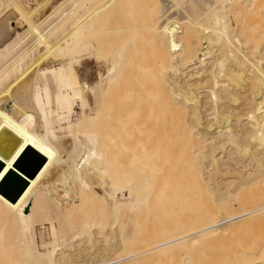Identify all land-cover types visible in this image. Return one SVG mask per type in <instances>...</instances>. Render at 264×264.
I'll use <instances>...</instances> for the list:
<instances>
[{"label": "bare ground", "instance_id": "6f19581e", "mask_svg": "<svg viewBox=\"0 0 264 264\" xmlns=\"http://www.w3.org/2000/svg\"><path fill=\"white\" fill-rule=\"evenodd\" d=\"M19 1L0 0V134L3 130L7 131L0 136V150L10 147L17 140L8 157L0 155L5 161L14 156L12 161L6 163L0 159V264H138V259L154 255L157 257L153 259L174 255L178 257L174 259L177 264H191V257L196 260L192 250L200 252L201 248L206 253L212 251L215 246L212 250L210 246L208 251L201 245L211 240L215 244L218 238L227 237L229 229L236 227L241 231L248 226H257V232L264 233V218L260 219L264 216V0H190L193 3L190 14L182 11L185 9L184 2L176 0H61L50 5L49 14L41 18L42 9L36 8L49 5L51 0H38L34 8L30 0H26L25 4ZM104 8L110 11L109 14L104 13L109 15L110 22H114L111 24H116L114 28L105 29L104 33L118 35L119 38L122 35L121 44L118 43L120 45L115 51L110 52L118 62L115 64L103 62L102 46L97 41L104 31L102 24L105 21L102 20L99 25ZM14 17L23 20V33L12 34L10 23ZM99 27H102V33ZM140 32L142 35L148 32V37L152 36L155 42L156 48L152 47L156 49V54L152 56L154 65L152 61L150 63L157 71V83L161 85L155 84V87L162 88L159 97L163 95L167 103L166 106L158 105L162 108L165 106L169 114L172 136L168 144H173L178 151L177 160L174 158L175 151H172L174 148L170 147L172 158L176 163L180 160L179 164H184L182 167L179 165L180 171L183 168L181 173H184V180L181 174L183 181L179 179L176 170L177 173L174 172L181 181L177 180L178 186L173 185L177 188L170 186L172 190L176 189L175 194H170L172 200L174 197V203L168 196L171 192H168L169 187L166 190L168 193H161L163 196L168 194L173 204H166L173 208L169 210L168 205L162 202L161 205L167 211L176 209L173 212L177 218L170 215L176 219L175 223L182 219L186 222L185 225L182 222L184 228L180 225L174 228L173 222V229L167 227L168 232L165 227L166 230H156L155 234L147 233L143 238L144 243L141 241L143 245L130 249L125 243L126 211L142 206V191L150 189H143V183L148 179L143 182V178L154 174L151 173L153 165L148 166L150 169L146 166L150 175L146 174L147 168L143 170L139 166L142 168L140 172L145 171L142 178L140 174L143 173L136 169L141 161H137L136 157L129 159L139 162L132 167L135 169L130 170L131 173H126L128 165L125 164L128 161L123 162L126 160L127 138L134 135L129 134L133 130L126 132L128 128H124L126 118L145 110H140V107L145 105L147 108L144 103L155 91L152 86V92L148 88L151 93L147 92V88L142 91L135 85L137 78L133 85L127 84L129 78L126 85H119L120 81L123 82L120 79L125 77L122 75L125 68L121 73L122 63L125 64L127 57L132 54L136 56L137 51L141 50L138 49L140 43L137 38ZM141 43L145 46V42ZM146 52L144 55L148 52L152 55L151 50ZM144 55L141 57L144 58ZM93 63H97L94 66L96 69L92 68ZM101 63L106 64L105 70L100 67ZM128 65L126 67L130 69L133 64ZM92 74L97 76L95 83H90ZM49 82L56 86L55 90H51ZM83 93L92 99L93 112L73 123L67 122L65 115L73 112L72 100ZM157 93H160L159 88ZM153 101H149V104H153ZM160 102L164 101L161 99ZM154 107L155 112L160 108L156 106L158 109L155 110ZM146 114L149 115L148 112ZM98 127L101 128L98 130ZM97 148L102 149L103 154L97 152ZM30 151L43 158L40 168L32 177L26 172V168L36 162L30 156ZM174 159L169 161L173 162L172 165L168 163L170 170L172 166H175L174 169L178 166ZM229 163L236 166V178L240 181L234 192H229L231 181L227 182L224 178L230 171L227 168ZM154 171L157 173L158 170ZM105 174L108 176L106 180L102 177ZM14 177L19 179L18 182ZM94 178L99 181L100 178L104 179L93 182ZM167 180L163 182L165 186L170 185ZM172 181L174 183L176 179ZM23 182L25 185L21 192L12 201ZM148 182L144 183V187ZM9 184L13 185L12 190L6 188ZM245 184L249 185L246 187ZM96 188L101 192H97ZM157 199L156 196L150 199L154 204L152 209ZM226 204L231 209L228 206L220 208ZM95 205L101 210L99 217L94 215L95 209L92 210ZM91 210L94 216H91ZM184 210L186 213L182 216ZM158 212L161 213L160 210ZM179 215L182 216L180 219ZM162 216L165 218L167 215ZM164 220L171 221L172 218ZM180 222L177 221L178 224ZM155 224L149 226L150 229ZM36 227L39 229L38 240ZM260 227L263 228L262 232ZM250 235L247 238L252 239ZM259 237L262 241L264 236ZM247 240L245 243L241 240L237 249L232 247L235 251L233 254L230 252L231 261V254L229 257L226 255L225 264H255L253 261L258 257L260 259L259 246H263V242L256 244L258 239H253L257 245V248H253L252 241ZM95 243H115L126 248L121 258L107 260L103 256L102 259L95 258V262L91 258L93 255L87 253L83 255L84 259L78 261L77 253L71 250L72 247L79 248L83 244L92 246ZM187 243L191 244L190 248ZM200 253V257L203 256L204 252ZM258 260L256 263H259Z\"/></svg>", "mask_w": 264, "mask_h": 264}, {"label": "rangeland", "instance_id": "374dc122", "mask_svg": "<svg viewBox=\"0 0 264 264\" xmlns=\"http://www.w3.org/2000/svg\"><path fill=\"white\" fill-rule=\"evenodd\" d=\"M59 1H61V0H51V2H50V4L49 5H44L43 6V8L41 7V5H40V7L38 8H36V9H40V11H41V9H42V15L40 16V18L41 17H43L44 15H46V14H49V12H50V5H52V4H54V3H58ZM176 1H180V2H184V6H185V9H183L182 11L184 12V13H188V14H190L191 13V8L193 7V3H191V1L190 0H188V2H187V0H176ZM186 1V2H185ZM21 4H25V2H26V0H20L19 1ZM32 5H31V7L32 8H34L35 6H36V3L38 2V0H30L29 1ZM53 2V3H52ZM46 6V7H45ZM49 8V9H48ZM180 8V7H179ZM187 9V10H186ZM44 10V11H43ZM104 10H106V11H104ZM108 10V8H104L103 9V12H101L102 13V15L100 16L101 18L99 19V25L101 26V22H103V21H105V22H103V24H102V27H99L100 28V31H101V33H102V29L104 30L103 31V34H100L99 35V39H97V41H99V43H100V45L102 46L101 47V54L103 55V62L105 63L106 62V64H115V63H118L117 62V60H114V58L112 57V53H110V52H113V51H115V48L116 47H118V45H120L121 44V39L120 38H122V35H119L120 36V38L118 37V35H112V34H108V33H104V32H106V30H108L109 28H112V26H113V28H114V25L116 26V24H111V22H110V20H109V15L108 16H106L107 14H109L110 13V11H107ZM107 12V14H105V13ZM18 18V17H17ZM103 20V21H102ZM109 20V21H108ZM11 22L12 23H10V26L13 28V31H12V34L13 33H16V32H19V33H23V31L25 30V25H24V23H23V20L20 18V19H16V17H14V19L12 18L11 19ZM107 22H109V23H107ZM108 25H107V24ZM112 23H114V22H112ZM107 26H106V25ZM109 24H111V25H109ZM102 28V29H101ZM108 28V29H107ZM106 29V30H105ZM108 32V31H107ZM144 32V31H143ZM108 34V35H107ZM107 35V36H106ZM110 35V36H109ZM139 37H138V36ZM136 36H137V38H138V41H139V50L140 51H137V53H136V56H134L135 54H132V55H128L129 57H127V55H126V62H124L125 64H123L122 63V69H121V73H122V71H123V69L125 68V71H123L124 73H122V75L124 76L125 75V77H124V79H123V77L120 79V80H122L123 82H121L120 80V84L119 85H122V84H125L126 83V79L127 78H129L128 79V81H127V84L128 83H131L132 85L133 84H135L137 87H140V88H142V91L144 90L145 91V89L147 88V90H148V88L151 90V92H152V88L154 89L155 88V91H156V88H157V92H158V88H159V92L160 93H157L156 92V94H159V95H156L155 94V91H154V95H156V97H158L157 99L155 98V96L154 95H150V97H149V100H148V102H146V103H144V104H146V107L147 108H145V105L144 106H142V107H140V110H143V109H145L146 110V112H148L149 113V115L148 114H146V112H144L143 113V111H145V110H143V111H139V114H137V115H134L133 117L131 116V117H128V118H126V124H128V126L127 127H125V125H124V128H128L127 130L128 131H126V132H129V131H131V130H133L132 132H129V134H134L133 136H134V138L133 139H131L132 137L129 135V137H131V138H127V143H126V145L128 144V145H130L129 147H128V145L126 146L125 145V152H127L126 153V160H123V162L125 163L126 161H128V163H131V164H128L127 162H126V166L128 165V168L126 167V173H131L134 169H132V167L134 166H136V165H138L139 164V162H137L139 159V161H141V164H139L137 167H136V169L140 166V167H143V170L145 169V168H147L149 165H150V167H151V165H155L157 162H158V164L156 165V166H154V168H153V166L151 167V173L153 172L154 174H151L150 175V172H149V169L147 168V169H145V170H147L146 172V174H148V175H150L151 176V179H150V176L149 177H147L146 175L144 176V172H140V170L142 171V168L140 169V168H138V172H140V173H143V175L142 174H140V173H138V174H140V176L143 178V176L144 177H146V178H143L144 180H143V182L147 179V181H149L148 183H147V187H144V186H146L145 184H146V182H142L143 183V189H148V188H150L149 189V191L147 190V192L148 193H150V194H148L146 191H144V193H143V191H142V194H144L143 196H142V194H141V196L143 197H141V201H142V203H141V205L142 206H137L139 209H141V211L140 210H138V208L136 209V208H134V210L133 209H128L127 211H126V216H127V224H126V228H127V230H126V239H125V243H126V245L127 246H129V248L130 249H137V248H139L141 245H143V238H144V235H146L147 233L148 234H150V235H152L151 234V232H153V234H155V233H157L156 232V230H166V228L167 227H169V228H171V229H173V226H172V224H174L175 222V220L173 219V216L171 217L170 215H174L175 217H176V214H174V212L176 211V209H175V211L174 210H171V211H169L170 210V207H171V205L169 206L168 204H169V202H170V200H172V193L173 194H175V192L176 191H174V189L172 190L171 188L172 187H176L177 188V186H178V184H177V180H178V178L180 177V174H181V177L183 178V176H184V173L182 172L181 173V171H182V169H181V171L179 170V165H180V167H182L184 164H179V162H180V160L179 161H177V163H176V161H175V159H177V155H176V153L178 152V151H176V148L175 147H173L172 145L170 146L168 143L169 142H171L170 141V137L172 136L171 135V132H170V130H169V123H170V120H169V114H167L166 112H167V110H166V104L167 103H165V98L163 97V95H162V97H159V96H161L160 94H162V88H161V90H160V87H161V85H159V83H157L158 81H157V79H159V78H157V71L153 68L154 66V61H153V59H154V57H152V56H154V51H156V49H154V48H152V47H154L155 46V42H154V40H153V37L151 36V37H148V36H150L149 35V33L148 32H145V33H143V35H142V33L140 32V33H138ZM141 35V36H140ZM103 36H105V37H103ZM109 36V37H108ZM112 36V37H111ZM143 36V37H142ZM146 37V38H145ZM109 40H112V41H109ZM116 40H115V39ZM120 40H119V39ZM149 38V39H148ZM152 38V41H150V39ZM107 39V40H106ZM142 39H144L143 41H142ZM148 39V40H147ZM27 41H28V39H27ZM96 41V42H97ZM146 41H148V42H146ZM150 41V42H149ZM105 42V43H104ZM110 42V43H109ZM117 44H116V43ZM141 42H145L143 45H145V46H142L141 44ZM154 42V43H153ZM106 43H107V45H106ZM114 44V46H113V44ZM118 43H120V44H118ZM123 43V42H122ZM150 44V45H149ZM153 44V46H151ZM148 45V46H147ZM113 46V47H112ZM112 47V48H111ZM145 47V48H144ZM146 47L148 48V49H146ZM151 47V48H150ZM103 48V49H102ZM144 50H143V49ZM155 48H156V46H155ZM110 49V50H109ZM151 50V52H152V55H151V53L150 52H148V54L147 55H144L145 54V52H146V50L147 51H150ZM152 49H153V51H152ZM109 50V51H108ZM145 51V52H144ZM106 52V53H105ZM140 52V53H139ZM141 52L143 53V55L145 56L144 58H142L141 56H143L142 54H141ZM147 53V52H146ZM108 54V55H107ZM156 54V53H155ZM112 57V59H111V57ZM136 57V58H135ZM141 57V58H140ZM147 57H148V59H147ZM130 58V59H129ZM107 59V60H106ZM130 61H129V60ZM152 59V60H151ZM133 60V61H132ZM143 60V61H142ZM132 61V62H131ZM135 61V62H134ZM140 63H139V62ZM148 63V65H147V63ZM153 63H152V62ZM107 62H110V63H107ZM113 62V63H112ZM153 64H151V63ZM95 63V62H94ZM92 64L91 66H92V68L94 69L95 67V65L97 66V63L96 64ZM104 63L102 64H100V67L101 68H104L103 70H105V65H104ZM130 65V64H133V65H130V69L128 70L127 69V65L128 64ZM146 63V64H145ZM136 64V65H135ZM138 64V65H137ZM139 64H140V66H139ZM151 64V65H150ZM128 65V66H129ZM90 66V67H91ZM142 66V67H141ZM136 68V69H134V68ZM137 67L139 68L138 69V71H137ZM132 68V69H131ZM142 68H144L143 70H142ZM150 68V69H149ZM96 69V68H95ZM127 69V70H126ZM135 71V75H136V77H134L135 75H133V73H134V71ZM140 70V71H139ZM156 71V72H155ZM93 72H94V70H93ZM144 72V73H143ZM151 72V73H150ZM137 73V74H136ZM148 74V75H146V74ZM131 75H133V76H131ZM137 75H138V77H137ZM127 76H129V77H127ZM149 76V77H148ZM154 77V78H153ZM156 77V78H155ZM137 78V79H136ZM139 78V79H138ZM92 79V80H91ZM91 79H90V83H95V82H97V76H95V75H93L92 74V77H91ZM131 79H133L134 81H132ZM135 79H136V82H135ZM141 79H142V81H141ZM129 80H131V82L129 81ZM137 80H139V82H141V83H139ZM148 81V82H147ZM155 81V82H154ZM160 81V80H159ZM133 82V83H132ZM135 82V83H134ZM146 82H147V84H146ZM122 83V84H121ZM143 84V85H142ZM155 84L158 86H160V87H155ZM54 84L52 83V82H49L48 83V86L49 87H51V90H55V88H56V86H53ZM126 85V84H125ZM128 85H130V84H128ZM141 85V86H140ZM144 86V87H143ZM151 86H152V88H151ZM146 90V91H147ZM147 92H149V90L147 91ZM151 92H149V93H151ZM153 94V93H152ZM81 95V96H80ZM77 98H74L73 100H72V103H73V101H74V103H73V112L71 113V114H66L65 116V118H66V121L67 122H69V123H73V122H75V121H77V120H80L81 118H83V117H88L93 111V101H92V99L91 98H89V97H87V96H85V94L83 93V94H80ZM152 99V100H151ZM158 99H160L159 101H158ZM161 99L164 101V102H160L161 101ZM81 100V101H80ZM154 100V101H153ZM149 101H153L154 103L152 104L151 102H150V104H149ZM157 101V102H156ZM165 103V104H164ZM147 104H148V106H147ZM158 104H163V105H165L163 108H162V106H160V105H158ZM151 105H152V107H151ZM155 106V107H154ZM159 108V110H161V112L158 110H156V109H158L157 107ZM153 107H154V109L156 110V112L153 110ZM142 108V109H141ZM148 108H150V110L148 111ZM152 109V110H151ZM163 110V111H162ZM152 111V112H151ZM163 112H165V113H163ZM141 113V114H140ZM156 113V114H155ZM75 114V115H74ZM151 114H153V116H152V119H151ZM162 114H165L166 116L164 117V115H162ZM139 115V116H138ZM155 115H157L156 116V118L158 117V120H159V122L161 123V121H163L164 119V121L166 122V121H169V122H162L161 123V128H159L160 126V123L158 122V120L154 117ZM160 115V116H159ZM141 116V117H140ZM148 116V117H147ZM136 117V118H135ZM140 117V118H139ZM164 117V118H163ZM129 118H132L131 120L129 119ZM136 120H135V119ZM161 118H163V119H161ZM68 119V120H67ZM156 120V122H155V120ZM134 120V121H133ZM132 121V122H131ZM153 121H154V124H153ZM130 122V123H129ZM159 123V124H158ZM62 124H63V121H62ZM165 124V125H164ZM167 124H168V126H167ZM136 125V126H135ZM158 125V126H157ZM131 126V127H130ZM132 126H134L133 127V129H132ZM102 127V126H101ZM101 127H98V130L101 128ZM130 128V129H129ZM126 129H124V130H126ZM160 129V130H159ZM102 130V129H101ZM135 130H137L136 132H135ZM162 130H164L162 133H161V131ZM4 132H7V131H5V130H3V132L0 134V136L1 135H3L4 134ZM169 132H170V136H168L169 135ZM168 133V134H167ZM139 134V135H138ZM159 134V135H158ZM167 135V136H166ZM159 136H161V137H159ZM165 136H166V138H165ZM158 137V138H157ZM164 137V138H163ZM163 138V141L161 142V139ZM135 139V140H134ZM138 139V140H137ZM156 139V140H155ZM159 139V140H158ZM164 139L166 140V141H164ZM130 140V141H129ZM134 142H133V141ZM137 140V141H136ZM171 140L173 141V138H171ZM136 141V142H135ZM169 141V142H168ZM128 142H131V143H133L132 145L131 144H129ZM156 143V144H155ZM164 144V145H163ZM135 145H137V146H135ZM154 148H153V147ZM169 146V147H168ZM159 147V148H158ZM166 147H168L167 149H166ZM170 147H172V148H174V149H172V151L174 152L175 151V153H174V158H172L173 157V155L171 154V153H173L172 151H170ZM99 148H97V152H99V153H101V154H103V152H102V149H101V151L100 150H98ZM162 149H164V150H162ZM165 150H166V152H165ZM170 152H169V151ZM17 152V151H16ZM124 152V153H125ZM134 153H136V154H134ZM138 153V154H137ZM16 154V153H15ZM14 154V155H15ZM132 154H133V156H132ZM154 154H156L155 155V158H154ZM171 154V155H170ZM135 155V156H134ZM170 155V156H169ZM151 156H152V159H151ZM157 156V157H156ZM169 156V157H168ZM14 157V156H13ZM13 157L9 160V161H5L3 158H1L0 157V159L3 161V162H10V161H12L13 160ZM131 157V158H130ZM133 157H136V160H129V159H134ZM137 157H138V159H137ZM169 159H167V158ZM171 158V159H170ZM124 159H125V155H124ZM128 159V160H127ZM147 159H149L150 160V162H149V160H147ZM173 159H174V162H175V165H177L178 164V166L176 167V169H174V167L172 166V169L170 170V168H171V166H169V164L168 163H171V162H169L170 160L171 161H173ZM152 160V161H151ZM178 160V159H177ZM157 161V162H156ZM163 163H162V162ZM181 161H183V160H181ZM133 162V163H132ZM152 162V163H151ZM156 162V163H155ZM166 162V163H165ZM135 163H138V164H136L135 165ZM147 163H149V164H147ZM151 163V164H150ZM161 163V164H160ZM173 163V162H172ZM172 163L170 164V165H172ZM160 164V166H158ZM130 165V166H129ZM132 165V166H131ZM143 165V166H142ZM182 165V166H181ZM102 166V165H101ZM147 166V167H146ZM165 166H166V168H165ZM145 167V168H144ZM157 167V168H156ZM160 167H162V168H160ZM235 167L236 166H234L233 164H231V163H229V165H228V169H230V171L227 173V174H225L224 175V178H225V181L227 180V182H229V180L231 181V183H230V185H229V192H234L235 191V187H236V185L240 182L239 181V179L237 180V178H236V172H235ZM152 168H153V171H152ZM154 169H157L158 171H157V173H155V171H154ZM160 169H162V170H160ZM164 169H166L167 171H164ZM174 169V170H173ZM130 170H132V171H130ZM169 170V171H168ZM173 170V171H172ZM176 170H177V172H179V173H177L176 172ZM179 170V171H178ZM185 170V169H184ZM136 171V170H135ZM177 173V174H179V177L177 176V174L175 173V172ZM172 175V174H174V175H172V176H170V174ZM172 172V173H171ZM166 173V174H165ZM103 174V173H102ZM152 175H155L154 177L155 178H153V176ZM162 175V176H161ZM166 175H168V176H170V177H168V176H166ZM160 176V177H159ZM164 176H166L165 177V179L163 180V178H164ZM102 177H104L105 178V180L106 179H108L107 177H106V174L105 175H103ZM158 177H159V181H158ZM173 177V178H172ZM178 177V178H177ZM179 178V179H181L182 180V178ZM15 179H16V182H18V178L17 177H14ZM104 178H102V179H104ZM160 178H161V180H160ZM168 178H170V183H169V179ZM96 179L97 178H94V180H93V182H101V178H100V181H99V179H97V181H96ZM168 179V180H167ZM176 179V182L174 181V183H173V181L172 180H175ZM142 180V179H141ZM167 180V184H170V185H168V186H165L164 185V183L163 182H165ZM180 180V181H181ZM183 180H184V178H183ZM182 180V181H183ZM103 181V180H102ZM171 181H172V183H171ZM179 180H178V182H180ZM160 182V183H159ZM161 182H162V184H161ZM165 183V184H166ZM243 183V182H242ZM177 184V186H173V185H176ZM244 184V183H243ZM150 185V186H149ZM154 185H156V187L158 188V190L160 191L161 190V192H159L158 190L156 191V187H154ZM247 185H249V184H245V186L247 187ZM161 186H163V187H161ZM170 186H172V187H170ZM160 187V188H159ZM164 187H165V189H164ZM167 187H169L170 189H168V192L169 191H171L170 193H168L166 190H167ZM6 188L7 189H9V190H12L13 189V185L12 184H9V186H6ZM152 189H154V192H153V190ZM163 189V190H162ZM97 192H101L100 191V189H95ZM176 190V189H175ZM150 191H152V192H150ZM163 191H165V192H167V193H165V197L168 195V196H170V200L168 199L169 197L167 196V198H165L164 196H163V194H161ZM157 193V192H159V193H157V194H154V193ZM164 193V192H163ZM151 194L153 195H155L156 196V198H158L159 199V201H158V199H157V201L156 200H154L155 202H153V203H155V206H154V209H152L153 207V205L154 204H152V202H150L151 200L150 199H152V197L155 199V196H151ZM171 194V195H170ZM146 196H147V198L149 199V201H148V199H146ZM174 196V195H173ZM163 199V201H164V199H166L164 202L163 201H161V199ZM163 197V198H162ZM144 200H147L146 202L147 203H144ZM167 200H169V201H167ZM173 200H174V197H173ZM172 200V202L174 203V201ZM149 202V203H148ZM158 204H157V203ZM163 204H165V206H167V208H169V210L167 211V209H166V207L164 208L162 205V203ZM172 202H170V204L172 203ZM151 203V205H148V207H147V204H150ZM166 203H168V204H166ZM172 203V204H173ZM157 204V205H156ZM162 204V205H161ZM211 204L212 205H214L212 202H211ZM209 205V206H212V205ZM96 206V207H95ZM94 206V208H92V210L93 209H95V210H93V212H95V214L92 212V210H91V216H94V215H96V216H98L99 217V215H101L100 213H101V210L98 208V205H95ZM151 206V207H150ZM159 207L160 209V212L161 213H159L158 211V208L157 207ZM173 206V205H172ZM226 206H228L227 204L226 205H224L223 207H220L221 209L222 208H225ZM141 207V208H140ZM163 207V208H162ZM229 207V206H228ZM97 208V209H96ZM147 208H150V209H147ZM171 208H173V207H171ZM230 208V207H229ZM147 209V210H146ZM163 209V210H162ZM165 209V210H164ZM228 209V208H227ZM226 209V210H227ZM231 209V208H230ZM230 209H228V211L230 210ZM100 210V211H99ZM131 212H130V211ZM134 212H133V211ZM144 210V211H143ZM146 210V211H145ZM180 210H183V209H180ZM225 210V211H226ZM97 211V212H96ZM136 211V212H135ZM138 211V212H137ZM163 211H166L165 213L163 212ZM174 211V212H173ZM178 211V210H177ZM139 212H142V213H139ZM145 212V213H144ZM158 212V213H157ZM168 212V213H167ZM173 214H172V213ZM99 213V214H98ZM134 213H135V215H134ZM176 213H178V212H176ZM180 213V212H179ZM185 213H186V211L184 210L183 211V214H182V216H185ZM94 214V215H93ZM140 214V215H139ZM157 214V215H156ZM160 214H161V216L164 214H166L167 216H165V218H164V216H160ZM151 215V216H150ZM95 216V217H96ZM132 216V217H131ZM158 216H159V218H158ZM181 215H179L178 217H179V219H180V217H182ZM186 216H187V214H186ZM97 217V218H98ZM129 217V218H128ZM170 218V220H171V218H172V222L171 221H169L168 219ZM174 217V218H175ZM264 218V216H261L260 217V219L261 218ZM150 218H152V219H155L154 220V222L152 221V219L150 220ZM157 218H158V220H157ZM177 218V217H176ZM184 219H185V217H183ZM142 219V220H141ZM161 219H162V221H161ZM164 219H167L168 221H166V220H164ZM260 219H258L259 221H261ZM138 220V221H137ZM158 222H157V221ZM129 221V222H128ZM164 221H166V222H164ZM178 222H180V220H177ZM177 221H176V223H177ZM149 222V223H148ZM157 223V225L155 224V226H157L156 228H154L153 227V229H152V231H151V229H150V227L149 226H153L154 225V223ZM160 222H162V224L160 223ZM171 224H170V223ZM174 222V223H173ZM184 224H183V223ZM186 222V221H185ZM185 222H184V220L182 219L181 220V224L179 223H175L174 224V228H176V227H178L179 225H180V227H185V226H183V225H185ZM262 222H263V220H262ZM261 222V223H262ZM138 223V224H137ZM160 224V226H159V224ZM164 223H165V225H164ZM166 223H169V224H167L168 226H166ZM255 223V222H254ZM257 223V225H259L260 226V223H258V222H256ZM183 224V225H182ZM182 225V226H181ZM262 225V224H261ZM147 226L149 227V229L147 228ZM151 226V227H152ZM160 228H159V227ZM252 226H255L254 224H252ZM263 226H264V222H263ZM262 226V227H263ZM134 227V228H133ZM143 227V229H141ZM144 227H145V229H147V230H145L144 229ZM166 227V228H165ZM179 227V228H180ZM250 227V228H249ZM257 227V226H256ZM256 227H252L251 228V226H248V228H244V229H242L241 231H240V229H238V228H236V227H234V228H232L231 230L229 229V233H227L228 235H226L227 237H225L224 236V238L222 237L220 240H219V238L216 240V243H217V245H216V243L214 244L213 242H215L214 240H211V242H209L208 241V243L207 242H205L206 244H202L201 245V247L202 246H204L203 248H204V250H207L208 249V251H209V248H210V246H211V248H210V250H212L213 248H214V246L216 247V248H214L212 251H209L210 252V254H209V252L208 253H206L205 251H202L201 250V248L199 249L200 250V252H198V250H195L194 249V251L196 252V253H193L194 251L192 250V254H193V258H196V260L194 259V260H192V257L190 258L191 259V264H222V262H223V264H225V262H224V260L226 261V259L229 257L228 255L229 254H231L230 252H232V254L234 253V251L235 250H233V248L234 247H238V245L237 244H239V245H241V240L243 241V243H245V240H246V242L248 241L247 239H249L250 241H252L253 239H254V241L256 240V239H258V241L256 240L255 242H256V244H257V242L259 243V241L262 243L263 242V244H261V245H263V246H259V250H260V253L259 254H261V255H259L260 256V259H259V257H258V262L259 263H256L257 262V260H255V261H253V263H255V264H264V250H263V248H264V233L261 231V230H263V228H261L260 227V232H262V234H260V233H258L259 231H258V229H259V227H258V229L256 230L255 228ZM139 228V229H138ZM158 228V229H157ZM163 228V229H162ZM169 228H167V232H168V230H169ZM254 228V229H253ZM233 229H236V230H233ZM250 229V230H249ZM38 230L39 229H37V227L35 228V235H36V240H38ZM140 230V231H139ZM155 232H154V231ZM233 230V231H232ZM258 233H256L255 231ZM142 231V232H141ZM144 231V232H143ZM166 231H164V232H166ZM236 231H238L237 233H239V234H237L236 233ZM249 231V232H248ZM133 232H135V233H133ZM159 232V231H158ZM234 232V233H233ZM242 232V233H241ZM250 232H252V233H250ZM256 234H255V233ZM243 233H245V234H243ZM139 234V235H138ZM159 234V233H158ZM232 234V235H231ZM241 234H243V235H241ZM246 234H251L249 237H252V239L251 238H247V236L248 235H246ZM157 235V234H156ZM230 235H231V237H230ZM238 235V236H237ZM242 237H241V236ZM246 236V239H244L245 238V236ZM258 235V236H257ZM259 235H261V238L263 237V240L261 241V240H259ZM139 236V237H138ZM234 238H233V237ZM136 237V238H135ZM237 237V238H236ZM256 239H255V238ZM258 237V238H257ZM133 238V239H132ZM135 238V239H134ZM139 238V239H138ZM142 238V239H141ZM241 240H240V239ZM131 239V240H130ZM230 239V240H229ZM239 239V240H238ZM130 240V241H129ZM135 240V241H134ZM219 240V241H218ZM225 240V241H224ZM138 241H139V243H138ZM141 241L143 242V243H141ZM218 241V242H217ZM228 241V242H227ZM232 241V242H231ZM234 241V242H233ZM254 241H252V247L253 248H257V245L255 244V242ZM132 242V243H131ZM235 242H237V243H235ZM240 242V243H239ZM210 243H213V245L211 244L210 245ZM221 243V244H220ZM234 243H235V245H234ZM242 243V244H243ZM130 244V245H129ZM132 244V245H131ZM139 244V245H138ZM190 243H187V245L189 246L188 248H190V245H189ZM207 244H208V246H207ZM260 244V243H259ZM107 245V246H106ZM106 245H104V244H102L101 245V243H95V244H93L92 246L91 245H86V244H83V245H80V247L78 248V247H76V248H74V247H72L71 248V250H74L75 251V253H77V259H78V261H80V260H82V259H84V258H82V257H84L85 255L84 254H88V255H93L91 258H94L93 259V261L95 262V261H97L98 259H102L103 258V256H105L104 257V259H107V260H113V259H115V257L116 258H119L120 257V255H121V257H122V255H124V249L126 248V247H122V246H120V245H118V244H115V243H111V244H106ZM111 245V246H110ZM113 245V246H112ZM115 245V246H114ZM117 245V246H116ZM79 246V245H78ZM105 248H104V247ZM109 246V247H108ZM133 246V247H132ZM218 246V247H217ZM221 246H223V247H221ZM225 246V247H224ZM255 246V247H254ZM213 247V248H212ZM221 247V248H220ZM228 247V248H227ZM233 247V248H232ZM237 247L236 248H234V249H237ZM260 247H261V249H260ZM128 247H127V249H129ZM185 249H186V247H184ZM184 248H183V250H184ZM202 248V249H203ZM218 248H220V249H218ZM226 248V249H225ZM76 249H78L77 250V252H76ZM89 249H91V250H89ZM192 249V248H191ZM191 249H190V251H191ZM231 249H232V251H231ZM188 250V249H187ZM182 251V250H181ZM185 251V250H184ZM216 251V253H212V252H215ZM204 252V254H203V256L201 255V257H200V255L198 254V253H200V254H202ZM221 252V253H220ZM90 253H93V254H90ZM99 253V254H98ZM207 255H206V254ZM107 254V255H106ZM109 254H110V257H109ZM118 254V255H117ZM199 255V256H197V255ZM232 254L230 255V261H231V257H232ZM84 255V256H83ZM88 255H86V257H88ZM228 257H227V256ZM263 255V256H262ZM107 256V257H106ZM197 256V257H196ZM208 256H210V257H208ZM102 257V258H101ZM120 257V258H121ZM150 256H145V258H140V260L138 259L137 261H138V264L140 263H142V264H145V263H150V264H177V259H178V257L176 258V257H174V255H173V257H172V255H171V257H172V259H171V257H170V255L169 256H164V257H162V256H158L159 258H156V259H153V258H155V257H157L156 255H154V256H151L152 257V259H151V257L149 258ZM203 257V258H202ZM217 257V258H216ZM222 257V258H221ZM227 257V258H226ZM73 258V257H72ZM97 260H96V259ZM149 258V259H148ZM162 258H163V260H162ZM168 260H167V259ZM169 258H170V260H169ZM176 258V260H174ZM200 260H198V259ZM141 259H142V261H141ZM144 259V260H143ZM202 259H204V261L202 260ZM217 259H219L218 261H217ZM148 260V261H147ZM157 261V263H156V261ZM165 260V261H164ZM143 261L145 262V263H143ZM161 261V262H160ZM203 261V262H202ZM216 261V262H215ZM221 261V262H220ZM227 261H229V259L227 260ZM168 262V263H167ZM173 262V263H172ZM215 262V263H214ZM218 262V263H217ZM137 262H135V264H136ZM182 263V262H181ZM231 262H228V264H230ZM123 264V263H122ZM134 264V263H133ZM178 264H180V263H178ZM187 264H189V263H187ZM226 264H227V262H226Z\"/></svg>", "mask_w": 264, "mask_h": 264}, {"label": "water", "instance_id": "95a60500", "mask_svg": "<svg viewBox=\"0 0 264 264\" xmlns=\"http://www.w3.org/2000/svg\"><path fill=\"white\" fill-rule=\"evenodd\" d=\"M17 143V140L16 141H13L12 142V144H11V146L10 147H8V148H5V149H3V150H0V155H5V157H8L10 154H11V149L13 148V145H15ZM30 156L33 158V159H35L36 160V162H34L33 164H32V167L30 166V168H26L27 169V174H28V176L29 177H32L36 172H37V170L40 168V166H41V164H42V162H43V158L41 157V156H39L38 154H36V153H34L33 151H30ZM35 157H37V158H35ZM22 164H24V163H22ZM24 166L22 165V167L21 168H23ZM18 184V183H17ZM25 185V183L23 182L22 184H21V186H19V189H18V191H17V193H16V195L12 198V201L14 200V199H16V197L19 195V193L21 192V190H22V188H23V186Z\"/></svg>", "mask_w": 264, "mask_h": 264}]
</instances>
